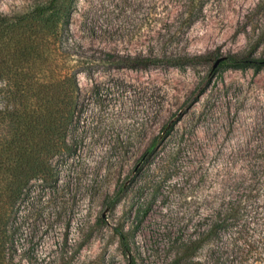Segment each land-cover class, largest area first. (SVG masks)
<instances>
[{"label":"rangeland","instance_id":"obj_1","mask_svg":"<svg viewBox=\"0 0 264 264\" xmlns=\"http://www.w3.org/2000/svg\"><path fill=\"white\" fill-rule=\"evenodd\" d=\"M29 1L0 0V10ZM185 2L80 0L72 31L87 47L204 56L79 74L75 151L60 159L57 185L33 182L18 208L22 264H168L222 196H248L247 217L264 235V66L223 63L264 57V0H206L178 28ZM3 95L0 80V104ZM156 136V153L143 159Z\"/></svg>","mask_w":264,"mask_h":264},{"label":"trees","instance_id":"obj_2","mask_svg":"<svg viewBox=\"0 0 264 264\" xmlns=\"http://www.w3.org/2000/svg\"><path fill=\"white\" fill-rule=\"evenodd\" d=\"M206 0H186L175 25L190 26L192 12ZM80 0H31L20 9L0 10V264H22L16 244L18 208L35 181L56 186L59 161L76 148L75 126L84 104L79 74L93 77L97 68L172 64L204 55L122 53L87 47L73 37L72 18ZM223 63L256 69L264 57L229 54ZM216 66L214 65L213 68ZM144 149L147 159L157 151L158 139ZM123 185L106 198L114 209ZM247 197H220L204 217L201 235L182 240L168 264H264V235L247 217ZM101 219L105 221L102 215ZM256 222V221H255ZM121 243L129 250L126 235ZM205 250V259L200 252ZM129 264H139L130 257Z\"/></svg>","mask_w":264,"mask_h":264},{"label":"water","instance_id":"obj_3","mask_svg":"<svg viewBox=\"0 0 264 264\" xmlns=\"http://www.w3.org/2000/svg\"><path fill=\"white\" fill-rule=\"evenodd\" d=\"M223 59H225V56L220 57V58L216 61L215 66L218 64V62H219L220 60H223Z\"/></svg>","mask_w":264,"mask_h":264}]
</instances>
